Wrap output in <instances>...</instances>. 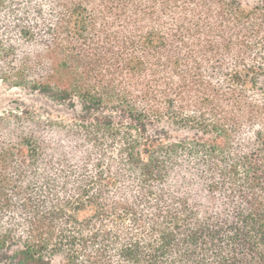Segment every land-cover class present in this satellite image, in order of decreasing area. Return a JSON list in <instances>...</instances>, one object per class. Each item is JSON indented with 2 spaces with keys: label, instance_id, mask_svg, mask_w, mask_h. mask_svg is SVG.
<instances>
[{
  "label": "trees",
  "instance_id": "obj_1",
  "mask_svg": "<svg viewBox=\"0 0 264 264\" xmlns=\"http://www.w3.org/2000/svg\"><path fill=\"white\" fill-rule=\"evenodd\" d=\"M0 264H264V0H0Z\"/></svg>",
  "mask_w": 264,
  "mask_h": 264
},
{
  "label": "rangeland",
  "instance_id": "obj_2",
  "mask_svg": "<svg viewBox=\"0 0 264 264\" xmlns=\"http://www.w3.org/2000/svg\"><path fill=\"white\" fill-rule=\"evenodd\" d=\"M14 106L48 115L71 114L66 106L54 102L46 95L20 87H9L0 81V112Z\"/></svg>",
  "mask_w": 264,
  "mask_h": 264
}]
</instances>
